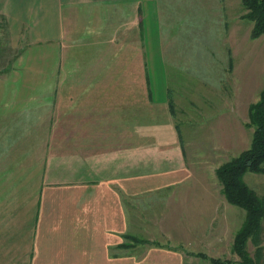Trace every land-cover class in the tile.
Wrapping results in <instances>:
<instances>
[{"label":"crops","instance_id":"obj_1","mask_svg":"<svg viewBox=\"0 0 264 264\" xmlns=\"http://www.w3.org/2000/svg\"><path fill=\"white\" fill-rule=\"evenodd\" d=\"M0 22L20 43L0 71V264L205 253L184 248L188 232L201 240L185 219L174 227L184 252L168 246L172 207L187 216L196 181L170 109L159 0H0Z\"/></svg>","mask_w":264,"mask_h":264},{"label":"rangeland","instance_id":"obj_2","mask_svg":"<svg viewBox=\"0 0 264 264\" xmlns=\"http://www.w3.org/2000/svg\"><path fill=\"white\" fill-rule=\"evenodd\" d=\"M159 3L162 38L169 47L166 58L170 95L175 103L174 119L182 134L187 176L196 181L188 186L187 216L179 215L175 212L178 207H172L168 246L183 251L182 246H176L181 233L174 227L185 219L190 229L201 230L196 233L201 240L196 239L194 232L186 233L187 246H183L186 251H202L238 264L240 257L232 240L247 213L228 202L216 170L251 144L254 128L249 125V106L264 89V35L251 37L253 22L244 16L247 10L243 3L238 6L235 0H159ZM237 43L241 44L240 49ZM181 49L194 61L184 64ZM19 50L20 43L10 38L8 29L0 22V71L11 64ZM245 181L259 195H264V173L248 172ZM140 236L147 237L148 233ZM161 238L160 235L156 241L167 240ZM260 245L264 246V221ZM256 247L253 241L247 244L252 257ZM186 255L187 264H212L208 259Z\"/></svg>","mask_w":264,"mask_h":264},{"label":"trees","instance_id":"obj_3","mask_svg":"<svg viewBox=\"0 0 264 264\" xmlns=\"http://www.w3.org/2000/svg\"><path fill=\"white\" fill-rule=\"evenodd\" d=\"M242 3L247 10L244 16L253 22L252 38L264 35V0H242ZM3 26L7 28L6 23H3ZM170 109L175 113L173 102L170 103ZM249 125L254 128L250 146L222 163L216 174L228 202L247 213L233 244L234 251L240 257L238 264H261L264 260V246L260 245L264 221V195H259L249 186L245 181V175L248 172L264 173V89L260 92L259 99L249 107ZM129 238L134 244L150 243L149 240L136 236ZM249 241L257 245L254 257L247 250ZM129 246L132 244H123V247ZM189 254L208 259L212 264H235L231 259L215 258L206 253Z\"/></svg>","mask_w":264,"mask_h":264}]
</instances>
